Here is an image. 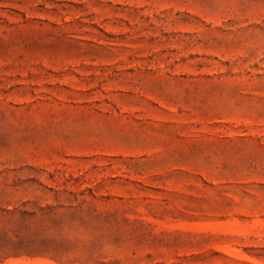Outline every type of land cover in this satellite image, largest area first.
I'll use <instances>...</instances> for the list:
<instances>
[{"label": "rangeland", "instance_id": "rangeland-1", "mask_svg": "<svg viewBox=\"0 0 264 264\" xmlns=\"http://www.w3.org/2000/svg\"><path fill=\"white\" fill-rule=\"evenodd\" d=\"M0 264H264V0H0Z\"/></svg>", "mask_w": 264, "mask_h": 264}]
</instances>
